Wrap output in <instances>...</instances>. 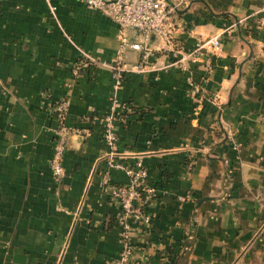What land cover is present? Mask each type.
<instances>
[{
    "label": "crops",
    "instance_id": "1",
    "mask_svg": "<svg viewBox=\"0 0 264 264\" xmlns=\"http://www.w3.org/2000/svg\"><path fill=\"white\" fill-rule=\"evenodd\" d=\"M170 23L169 45L146 42L153 68L112 88L100 63L117 47L109 17L79 0H0V264H110L116 209L99 178L107 169L112 182L126 176L107 166L89 118L112 97L126 104L115 124L122 159H138L155 187L150 229L131 231L133 263L264 256V0H182ZM213 34L217 48L188 54ZM191 83L205 90L195 105ZM58 98L70 131L57 180L46 101Z\"/></svg>",
    "mask_w": 264,
    "mask_h": 264
},
{
    "label": "built area",
    "instance_id": "2",
    "mask_svg": "<svg viewBox=\"0 0 264 264\" xmlns=\"http://www.w3.org/2000/svg\"><path fill=\"white\" fill-rule=\"evenodd\" d=\"M86 6L97 9L109 17L116 25L117 47L114 55L107 62L100 61L107 66L110 85L117 87L127 72H139L148 70L153 65L147 64L148 48L146 42L151 36L157 37L163 44L171 42L170 11L182 0H79ZM52 10L53 6L48 5ZM136 31L138 41L128 38V31ZM218 36L213 34L202 40H197L188 54L198 52L202 47L215 49L218 47ZM126 49L140 50V57L128 62L124 59ZM209 68V61L205 60ZM205 90L197 83H191L187 94L192 103L198 104L203 98ZM46 107L53 121L51 129L54 132L51 141V151L48 157V168L53 179H60L63 175L62 154L65 148V139L70 131L64 123L67 111V101L62 98L47 100ZM124 102H116L109 99L107 110L96 116H90L89 120L99 126L100 138L105 144L104 156L108 167L120 168L125 174L123 182H112L109 171L104 170L100 174L99 185L105 195L115 205V222L118 227L119 248L110 264H134L133 254L137 252V245L131 238V231L137 228L147 232L151 226V217L147 211L149 201L152 198L155 187L147 182V173L141 162L136 160L124 161L125 156L117 148V132L115 124L120 119ZM264 123V112L259 115ZM139 252V251H138Z\"/></svg>",
    "mask_w": 264,
    "mask_h": 264
},
{
    "label": "rangeland",
    "instance_id": "3",
    "mask_svg": "<svg viewBox=\"0 0 264 264\" xmlns=\"http://www.w3.org/2000/svg\"><path fill=\"white\" fill-rule=\"evenodd\" d=\"M240 264H264V256H262L261 259L253 257L250 259V261H246Z\"/></svg>",
    "mask_w": 264,
    "mask_h": 264
}]
</instances>
